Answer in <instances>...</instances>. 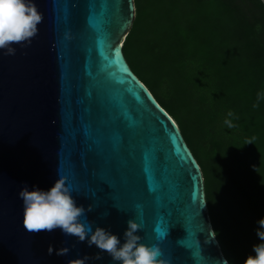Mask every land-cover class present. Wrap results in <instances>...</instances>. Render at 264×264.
I'll return each mask as SVG.
<instances>
[{"label":"water","instance_id":"obj_1","mask_svg":"<svg viewBox=\"0 0 264 264\" xmlns=\"http://www.w3.org/2000/svg\"><path fill=\"white\" fill-rule=\"evenodd\" d=\"M30 44L0 50V264H119L59 229L30 234L18 193L60 177L82 217L124 243L127 221L167 264H223L204 177L178 125L122 52L134 0H33ZM158 230V231H157ZM215 237V240L213 238ZM51 245L53 254L47 249ZM69 248L65 256L55 251Z\"/></svg>","mask_w":264,"mask_h":264},{"label":"trees","instance_id":"obj_2","mask_svg":"<svg viewBox=\"0 0 264 264\" xmlns=\"http://www.w3.org/2000/svg\"><path fill=\"white\" fill-rule=\"evenodd\" d=\"M134 4L123 55L201 168L223 256L243 264L264 243V0Z\"/></svg>","mask_w":264,"mask_h":264},{"label":"clouds","instance_id":"obj_3","mask_svg":"<svg viewBox=\"0 0 264 264\" xmlns=\"http://www.w3.org/2000/svg\"><path fill=\"white\" fill-rule=\"evenodd\" d=\"M42 21L43 15L33 0H0V50H4L3 54L15 55L14 44H30L38 34V25ZM228 116L232 117L233 113L229 112ZM224 123L230 129L235 127L231 119H226ZM247 144H252V141H247ZM71 192L63 177L57 179L47 191L38 188L30 191L28 185L24 184L18 193L23 202L24 230L39 234L59 229L66 236L76 237L80 243L86 242L88 247L95 246L119 264H167L164 259H160L162 252L158 245L147 246L140 242L142 238L136 233L141 230V225L133 220L127 221L123 244L117 235L104 228L95 227L93 230L91 222H82L81 218L86 216V211L93 210L92 206L89 205L87 210L83 206L78 207ZM257 223L259 229L256 236L264 241V218ZM53 251L49 245L47 253L52 255ZM252 251L255 255H249L243 264H264V243L254 245ZM68 252L69 248L62 247L55 254L65 256ZM89 259L100 260L102 257L99 254L94 257L86 255L82 259L70 260L68 264H86ZM223 264L229 262L225 259Z\"/></svg>","mask_w":264,"mask_h":264}]
</instances>
